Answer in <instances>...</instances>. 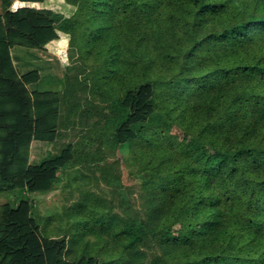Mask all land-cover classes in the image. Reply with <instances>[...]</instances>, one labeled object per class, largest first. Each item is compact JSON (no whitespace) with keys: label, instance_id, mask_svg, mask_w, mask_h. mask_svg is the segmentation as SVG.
Masks as SVG:
<instances>
[{"label":"trees","instance_id":"1","mask_svg":"<svg viewBox=\"0 0 264 264\" xmlns=\"http://www.w3.org/2000/svg\"><path fill=\"white\" fill-rule=\"evenodd\" d=\"M11 2L0 0V193L19 199L0 204V264H264V0H65L77 5L71 16ZM60 33L78 61L70 57L52 83L16 51ZM87 58L99 67L87 71ZM151 70L169 85L164 112L194 139L164 136L152 84L138 83ZM77 120L96 128L95 151L58 143ZM31 140L55 151L28 163ZM103 143L151 148L142 202L119 197L120 211L104 206L98 217L84 192L75 211L94 218L80 221L66 249L64 235H40L22 196L54 189L60 168L103 160ZM88 232L106 235L100 258L83 243Z\"/></svg>","mask_w":264,"mask_h":264},{"label":"rangeland","instance_id":"2","mask_svg":"<svg viewBox=\"0 0 264 264\" xmlns=\"http://www.w3.org/2000/svg\"><path fill=\"white\" fill-rule=\"evenodd\" d=\"M22 5L50 8L61 12L65 16H71L77 10V5L67 3L65 0H44L43 2L12 0L11 2V8H17ZM117 23L119 26L121 25V22L117 21ZM70 45V36L65 33H60L58 39L48 42L42 49L17 50L16 53H18L22 60L31 59L41 65L43 67V75H46V73L50 74L51 78H53L50 80L54 82L56 78L63 75L65 65L70 61V57H74L78 61L77 46H72L73 48L70 49ZM70 53L71 55L69 56ZM84 62L87 71L99 67L97 66L99 61L87 58ZM15 63L17 62L15 61ZM151 72L149 78L140 79L138 83L150 80L149 82L152 84L156 112L157 114H161L164 120H167L164 136L166 135L168 139L175 138L178 141L182 137L184 139L187 138L184 135V131H186L190 135L186 140L194 139V134L191 129L184 130L182 126L176 125L174 120L170 119V116L164 112V108L166 107L164 93L169 89V85L160 79L157 71L154 72L151 70ZM167 77L168 75L165 78ZM42 80L50 82L49 77H42ZM41 85L44 86L45 83H41ZM171 88L179 90V82H176ZM188 116L192 121L191 125H193L196 122V113L190 111L188 112ZM156 119L157 116L151 118V120ZM85 122L83 120L80 122L77 120L75 124L76 128L69 127L64 129V134L60 137L58 143L69 141L75 143L77 146H88L89 151H95L97 147V130L87 122V125H85ZM84 134L86 135L82 136ZM102 146V150H104L103 160L93 162V165L89 164L87 168L82 164H75L64 169L60 168L58 170V180L54 183V189L47 192H26L22 196L30 203L31 214L36 219L40 235L44 238L64 235L66 249L71 235L79 233L81 227H84V224H81L80 221L91 222L94 218L88 212L95 211L98 217H104L107 213V208H103L104 206L111 207V211H120L121 208L116 206V201L120 199L119 197H125L129 203H133L134 205H139L142 202L141 184H143V179H147L150 176L151 166H149L148 162H151L150 164L153 162V158L150 156L149 150L151 148L149 145L140 146L132 150L124 147L119 151L117 149H110L107 143H103ZM214 147L211 143L204 144V148L210 153H217ZM28 150V163H33L38 162L48 152H54L55 147L52 143L31 140ZM133 152H136L134 157ZM139 163L140 165H138ZM146 163H148V166ZM95 166H100L101 169H97ZM105 175L108 178L110 176L117 177L118 183L109 182L105 178ZM86 191H90L93 197L97 198L95 201L92 197V201L86 202L88 208L91 209L92 206H95L94 204L96 206L92 208V211L82 212L81 214L78 209L75 211V208H79L83 194ZM114 194L116 195L114 196ZM117 194L118 197L116 198ZM18 199L19 196H13L9 192L0 193V204L7 201L12 206H15ZM101 235L103 236L104 233H101ZM104 237L106 235L102 238L98 237L95 232H88L83 239V243L87 242L88 244L87 251L92 254L96 253L95 256L99 258L106 251H109L110 248L108 245L106 246ZM77 245L82 246L79 243ZM41 246H43V243ZM77 250H70L69 255L75 254ZM44 253L48 254V251L44 249ZM150 257L149 255L148 259Z\"/></svg>","mask_w":264,"mask_h":264}]
</instances>
